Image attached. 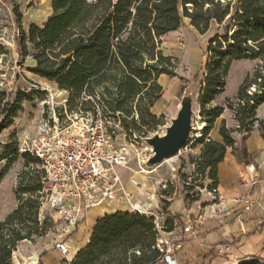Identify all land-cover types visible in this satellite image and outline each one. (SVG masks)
<instances>
[{
  "label": "trees",
  "instance_id": "1",
  "mask_svg": "<svg viewBox=\"0 0 264 264\" xmlns=\"http://www.w3.org/2000/svg\"><path fill=\"white\" fill-rule=\"evenodd\" d=\"M51 9L41 26L32 23L23 30L13 6L19 27L17 49L21 63L26 57L34 61L28 71L67 93L68 110L95 113L100 107L103 114L119 120L126 133L152 132L147 126L156 118L150 108L162 91L157 80L162 74L174 77L177 67V59L160 47L163 36L176 30L183 18L201 34L216 22L223 32L208 39L207 61L195 74V79L204 77L201 104L206 106L223 92L232 60L258 62L245 75L236 101L228 103L236 128H227L222 121L221 143L207 135L222 108L206 110V124L196 138L201 145L196 173L212 181L208 189L215 188L216 166L226 147L234 144L232 133L245 137L256 125L264 139V118L256 117L264 102V0H52ZM21 157L16 205L0 221V264H11L17 242L42 235L52 225L48 217L42 221L38 217L40 161L27 151ZM182 183L186 198L193 200L192 186ZM163 201L164 227L170 230L175 216H170L167 200ZM156 239L152 217L118 209L97 218L88 242L71 261L64 259L61 264H165ZM239 264L264 263L251 257Z\"/></svg>",
  "mask_w": 264,
  "mask_h": 264
},
{
  "label": "rangeland",
  "instance_id": "2",
  "mask_svg": "<svg viewBox=\"0 0 264 264\" xmlns=\"http://www.w3.org/2000/svg\"><path fill=\"white\" fill-rule=\"evenodd\" d=\"M15 5L20 14V25L23 30H27L32 23L41 26L52 11L51 0L41 1V5L40 0H0V221L16 205L14 190L17 176L24 165V159L21 157L24 141L30 142L38 124L52 115V109L56 112L57 109L60 110L63 100L67 97V93L58 89L54 82H48L28 71L27 68L34 64L31 57H26L22 63L20 62L17 49L19 27L16 22L17 13L13 11ZM215 29L223 32L221 26L212 24L209 32L201 34L190 25L187 18H183L177 30L163 36L160 47L165 55L177 59V67L174 77L160 76L157 80L162 91L159 99L150 108L156 119L147 126L153 132L164 133L165 127L170 124V119L177 113L181 98L185 95L193 97L192 123L195 128L200 122H204L205 126L206 110L212 107H221L222 112L228 110L234 117V112L228 108V103L236 101L237 91L245 75L253 72L258 61L232 60L225 77L223 92L206 106L201 104L204 77L202 75L195 79V74L204 69L207 61L206 39ZM250 90L253 91L254 88ZM97 110L109 122L108 127L117 124L116 119L103 114L100 107ZM12 111L15 113L11 114ZM117 131L120 134L116 141L120 143L123 131L119 128ZM194 134L195 132L177 155L151 169L143 168V171L137 174L134 171L138 170V165L134 159L130 160L128 167L118 169L122 183H127L130 187L129 181L133 175L141 183L132 184L135 185V190L142 192L143 195L149 194L150 188L155 189L158 195L167 191L166 196L162 195L163 198H159L161 205L165 199L169 205L168 199L173 198V194L184 196L186 189L182 182L191 185L192 190H198L205 177L196 173V163L201 149V145L196 144V138L201 135L195 137ZM207 137L210 138L209 134ZM172 167L175 169L172 170ZM192 196L193 200L197 199L195 193H192ZM184 197L186 202L192 201L191 198H186V195ZM47 215L48 211L44 210L40 221ZM54 229L52 223L44 234L17 242L12 252L11 264H23V262L39 264L41 255L46 253L45 250H53L52 241L56 234ZM68 247L70 249L68 258L71 261L74 250L69 245ZM34 254H38V263L37 256L34 263H30ZM62 261L64 260L58 264Z\"/></svg>",
  "mask_w": 264,
  "mask_h": 264
},
{
  "label": "built area",
  "instance_id": "3",
  "mask_svg": "<svg viewBox=\"0 0 264 264\" xmlns=\"http://www.w3.org/2000/svg\"><path fill=\"white\" fill-rule=\"evenodd\" d=\"M51 114L38 124L30 142L24 141L23 152L27 151L37 158L39 168L43 170L42 188L38 192V217L40 220L42 212L48 211L47 217L56 232L53 248L67 260L70 254L67 239L84 221L87 211L103 203H115L126 205L129 211L152 217L157 231L156 247L162 253L163 261L176 264L170 254L171 249L180 248V243L174 237L166 239L162 236L166 231L164 222L167 218L159 200L162 195L152 189V199L146 205L135 200L118 172L119 168L128 167L132 159L138 165L135 173L147 168L145 162L152 152L143 140L154 132L126 133L119 120H116L114 127H108L109 122L98 111L68 110L66 99L60 110L56 112L52 109ZM117 128L123 131L120 143L116 141L120 134ZM129 182L135 185L141 183L133 175ZM255 182L251 181L250 187ZM199 190L217 203L223 200L216 188ZM211 215L217 216V212L212 211ZM185 218L188 224L183 231L187 232L191 229L192 221L189 216ZM197 222L200 220L197 219Z\"/></svg>",
  "mask_w": 264,
  "mask_h": 264
},
{
  "label": "crops",
  "instance_id": "4",
  "mask_svg": "<svg viewBox=\"0 0 264 264\" xmlns=\"http://www.w3.org/2000/svg\"><path fill=\"white\" fill-rule=\"evenodd\" d=\"M41 1L46 2L40 0V5ZM212 24L218 25L211 22L204 34L210 31ZM215 32L216 29L207 36L206 42ZM160 76L166 78L167 75ZM256 117L264 118V102L257 107ZM222 121L227 128H236L233 114L224 110L209 131L210 139L220 143L222 137L218 130ZM232 137L233 146L226 147L222 160L216 166L215 188L223 196L222 201L217 203L203 190H199L211 184L212 181L207 178L198 190L191 191L197 199L186 202V194H173V198L168 199L167 210L175 218L172 228L164 231L162 236L166 239L174 237L180 243V248L171 249L170 254L176 264H239L251 257L264 263V139L256 125L245 137L236 131ZM253 180L256 182L250 187ZM129 184L127 189L135 200L145 205L151 201L152 188L148 187L149 194L143 195L135 190L134 184ZM118 209L128 210V207L103 203L87 211L84 221L67 239L68 245L74 250L71 259L88 242L96 219ZM212 211L217 212V216H212ZM185 216H189L192 221L191 229L187 232L183 231V227L188 224ZM45 251L39 264H58L64 260L54 248ZM66 259L69 261L68 256Z\"/></svg>",
  "mask_w": 264,
  "mask_h": 264
},
{
  "label": "water",
  "instance_id": "5",
  "mask_svg": "<svg viewBox=\"0 0 264 264\" xmlns=\"http://www.w3.org/2000/svg\"><path fill=\"white\" fill-rule=\"evenodd\" d=\"M192 120L193 97L185 95L181 98L177 113L170 119V124L165 127L164 133L154 132L150 137L144 138V143L151 147L152 152L145 162L147 168L155 167L179 153L195 131Z\"/></svg>",
  "mask_w": 264,
  "mask_h": 264
},
{
  "label": "bare ground",
  "instance_id": "6",
  "mask_svg": "<svg viewBox=\"0 0 264 264\" xmlns=\"http://www.w3.org/2000/svg\"><path fill=\"white\" fill-rule=\"evenodd\" d=\"M203 126H204V122H200V123H197V127L196 128L194 127L195 128V131H194L195 132V134H194L195 137L200 136L201 130L204 128ZM36 256H37L36 254L33 255V259H32L31 263H34V261L36 260Z\"/></svg>",
  "mask_w": 264,
  "mask_h": 264
}]
</instances>
